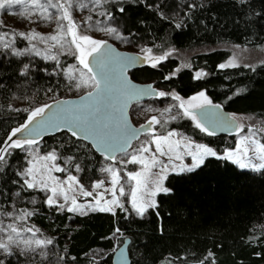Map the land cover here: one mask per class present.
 <instances>
[{"label":"trees","instance_id":"1","mask_svg":"<svg viewBox=\"0 0 264 264\" xmlns=\"http://www.w3.org/2000/svg\"><path fill=\"white\" fill-rule=\"evenodd\" d=\"M85 2L89 4L88 0ZM120 7L125 9L123 13L118 11ZM12 8L15 10L16 6ZM95 8L97 13L94 10L91 14L74 6L73 18L83 23L90 15L93 26L100 21L119 26L126 37L136 34L131 36V42L106 35L116 46H147L155 55L169 51L189 55L186 66H180L179 58L171 54L156 68L148 63L132 70V79L153 81L162 90H173L182 97L204 91L212 103L229 113L252 114L264 121V64L221 69L219 65L228 57L227 50L199 51L222 43L251 47L264 44V0H107ZM101 12L111 13L115 19L109 21ZM6 29L0 24V34ZM11 33L4 42L14 40V48L31 51L17 57L11 55V49L0 47V146L12 129L26 121L32 109L59 97L78 95L74 82L59 69L55 75L50 74L56 68L55 61L45 60L42 54L37 56L36 50L16 32ZM65 51L56 49L54 54L60 65L79 66L75 56L70 52L63 54ZM24 64L32 69L27 76L19 74ZM197 71L206 75L197 80ZM169 127L219 151L235 144L233 135L209 136L185 119L170 122ZM260 138L264 143V133ZM38 148L41 153L56 148L61 157L57 161L83 182L97 179L106 161L89 144L72 138L67 131L43 137ZM9 152L0 170V213L33 212L17 224L34 226L40 230L36 233L39 239H51L53 244L41 249L47 253L46 258L32 251L21 255L19 248L13 247L12 256L0 255L5 264H112V253L125 238L130 241L131 264H199L209 252L213 255L204 264H212L213 260L215 264H264V171L241 169L231 161L208 157L193 172L168 174L165 186L171 192L158 194V207L149 209L143 218L119 208L115 215H79L50 208L42 191L28 189L18 175L27 165V151L10 148ZM68 157L75 159L69 161ZM76 163L83 172L74 171ZM5 218L9 217L0 215V220ZM117 228L119 233L115 232ZM94 250L106 255L92 260L89 255Z\"/></svg>","mask_w":264,"mask_h":264},{"label":"snow or ice","instance_id":"2","mask_svg":"<svg viewBox=\"0 0 264 264\" xmlns=\"http://www.w3.org/2000/svg\"><path fill=\"white\" fill-rule=\"evenodd\" d=\"M95 6H101L107 0H88ZM241 3L246 0H240ZM13 6H23L24 13H30L33 9L42 10V18L45 20L54 19L57 27L53 34L41 35L35 30L29 33H18L26 40L41 42H51L50 48H59L66 51L63 54L71 53L75 56L78 65H71L66 68L60 65L57 55H45V60H52L56 62V68L50 73L56 74V70L67 77L69 81L74 82V86L79 88L91 89L85 96L80 97V105L71 108L63 107L76 104V101L58 100L56 105L61 109L57 113L48 114L53 105L45 104L43 106L32 109L26 121L20 126L14 128L9 133L7 139L0 146V170H2L3 163L6 162L7 156L11 153L10 148L28 149L32 152L38 150L39 139L50 131H64L70 133L72 138L76 140L90 141L92 146L99 151L106 160H111L114 163L117 158L115 153H125L131 147L133 139H138L140 130L146 129L154 132L153 126L160 124V119L152 116L146 124L140 125L139 128L129 127L123 115V108L117 107L115 101H121L124 106L127 101L131 100L137 94H155L158 97H165L171 95L172 99L179 101L178 107L183 110V116L195 122V127L205 132L207 135H214V131L201 122L198 118L196 110H202L200 115L210 120H220L217 114L209 113L208 107L219 109L220 105H214L208 98L204 91L192 96L187 101H184L179 95L175 93H166L164 91L156 92L151 85L146 89L138 88L131 84L125 75L127 67L140 59L138 56H129L127 54L117 53L115 49L108 43L107 40L95 39L86 34L88 28H93L96 31H102L106 35L116 40L131 42V36L136 35L130 33L129 36H124L119 26L105 25L100 26L101 22L96 21L94 27L89 22L92 17L89 15L85 18L83 23L76 21L73 18L72 11L74 6L78 10L88 7L85 0H0V10L12 8ZM158 7V6H157ZM195 7V5H189ZM56 9L57 15L53 16L48 13V9ZM119 12L123 13L125 9L120 7ZM100 15H106V19L114 20L111 13L101 12ZM161 18L163 14L161 13ZM66 21V23H64ZM177 28L180 24L176 25ZM83 29V30H82ZM7 33L0 34V47L3 49H11V55L23 56L30 52L31 49L25 48L23 50L13 47L15 43L12 41H5ZM67 46V47H66ZM36 45L32 44V49ZM144 53L143 59L148 62L152 68H156L158 64L168 58L171 52H165L163 55H153V49L145 47L141 49ZM37 56L41 52H35ZM236 57L233 56L227 63L219 65L221 69L228 67H237ZM29 64H24L20 69L21 76H27L31 71ZM180 69H176L178 72ZM254 70V69H253ZM48 72L47 69H44ZM175 75V72L173 73ZM206 73L197 71L194 78L199 80L204 77ZM171 77H165L170 79ZM19 111V110H17ZM27 111V110H25ZM164 111L170 112L171 109ZM172 119H176L173 116ZM225 125L243 131V126L236 125L234 119L230 120L224 118L222 121ZM249 135L242 136L237 144L235 150L226 151L222 155L218 154L211 147L204 144H195L187 142L183 139H173L177 136L175 131H169L167 135H153L151 144L155 146L153 151L148 142H145L141 147L134 150L135 154L130 156L129 160L120 161L121 164L132 163L141 165L140 171H129L126 173L127 180L134 182L130 191V209L140 218H143L149 209H156L158 207L155 199L158 194H169L171 189L164 186V181L167 179L169 171L177 174L183 172H193L198 167L204 164L205 159L214 157L219 160L231 161L241 169L250 168L253 171H264V143L256 139L255 131L252 127L248 128ZM18 134L24 136L22 139H13ZM36 146V147H34ZM147 153L149 155L145 156ZM250 153L252 155H250ZM184 155L191 157V165L173 164V160L182 161ZM254 158L259 163H253ZM160 157H167L168 162L165 163ZM61 159L58 155V150L52 148L42 156H33L27 163L30 165L23 172L18 173L23 179L24 184L28 189H37L50 193L47 195L45 203L50 208H56L59 211H67L79 215H88L90 212L111 213L115 215L117 208L122 209L126 213L129 211L125 207L122 197H126L124 184L121 183V172L112 165H108L101 169V171L110 175V187L105 188L104 180H96L92 182L91 189L86 188L76 175L69 174L65 180L53 175V172H65V167L59 166L55 161ZM75 157H68L67 160H73ZM159 166V167H158ZM158 167L157 172L153 169ZM74 171L83 172L81 165L76 163ZM104 188V191H97L93 196L95 190ZM109 193L111 198L106 199L105 193ZM19 195V192L16 193ZM77 195L81 197H93L92 201L80 202ZM62 201V202H61ZM33 203L35 201L33 200ZM34 213L27 210H21L19 215L15 212L0 213L9 217L13 222L4 224L0 220V255L10 257L13 255V247L19 248L20 254L23 255L26 251L35 252L36 249H45L48 245H52L51 239H34L23 236L24 232H29L35 237L40 230L35 227H22L17 224V221H24ZM158 215V213H157ZM121 230L117 228L116 233ZM161 231H163L161 229ZM130 241H125L127 245ZM42 258H46L47 253L40 252ZM121 257H124V250H121ZM209 252L204 259L200 260L199 264H204V260L212 257ZM63 259V257L61 258ZM0 264H5V259H0ZM11 264V261H8ZM125 264L127 261L125 260ZM212 264H215L214 260Z\"/></svg>","mask_w":264,"mask_h":264},{"label":"rangeland","instance_id":"3","mask_svg":"<svg viewBox=\"0 0 264 264\" xmlns=\"http://www.w3.org/2000/svg\"><path fill=\"white\" fill-rule=\"evenodd\" d=\"M95 9H96L95 5L92 4L91 2H89L88 7L82 9L81 11L87 12V13L90 12L92 14V11H94ZM95 12H96V10H95ZM22 13H24V7L23 6H16L15 10H13V8L0 10V24H2L4 27L7 28L6 30H3L2 33H7V37H9V35L12 34L11 33L12 31L16 32L17 34L18 33H26L27 34L31 31L35 30L37 33H40L41 35H45V36L48 34L54 33V30L57 27L56 21L54 19L45 20L42 18V16L47 15V13H43L42 10H37V9H33L30 13H25V14H22ZM48 13H51L53 16L58 14L57 10L52 9V8L48 9ZM95 26H96V24L94 25V27ZM100 26L101 27L105 26V24H101ZM86 34L92 36L95 39H100V40L106 39V40H108L106 38V34L104 32L93 30V28H88L86 31ZM18 36L22 40H24L28 45H30L31 48H32V44H35L36 48L34 50H36V51L39 50L41 52V54L44 56L45 55H54L56 52V49H59V48H50L51 42L45 43V42H41L40 40L29 41L20 35H18ZM117 47H119L120 49L131 50V51H135V52H139L141 54H144L143 52H141V49L145 48L147 46H142V47H138V48L124 47V46H117ZM216 49H224V50L228 51V57L222 63H227L229 60H231L233 58V56H235L236 57V63L238 64V66L256 68V67L264 64V44L251 47V46H245V45H240V44H235V43H229V44L228 43H222L219 45H211V46H206L204 48H200L199 51L200 50L212 51V50H216ZM169 52H171L172 55L177 56L179 58L180 66H186L187 65V59L189 57V55L187 53H180V52H176V51H169ZM153 55H155V54H153ZM75 89H76L77 94L82 93L86 90H89V88H83V87L79 88V89H77L75 87ZM160 90L164 91L161 88H160ZM164 92H166V91H164ZM199 92H201V91H199ZM199 92L192 94L191 96H188V97H182L180 95L179 96L184 101H187L189 98L198 94ZM166 93L177 94L173 90L168 91ZM179 103H180L179 101L172 99L171 95H168L165 97H160V99H158V100L150 101L149 103H147L145 105H143L141 102L134 104L132 109H131V113H132V117L135 120V122L134 121L133 122L136 125H138V124H140V123H142L148 119H151L152 116L158 117L160 119V124H156L153 126L154 132L153 131L148 132V133L142 135L138 140H136L132 144V146L129 148V150L127 151V154L123 153V154L117 155L116 156L117 160L115 163L113 161L106 160L101 167V169H102L108 165H112L115 168H117L118 170H120L121 177H122L121 183L124 184L126 193H129L128 196L122 197L121 199L124 202L125 207L129 209V212H131L133 214H135V213L131 211L129 201H130L131 187L133 186L134 182L127 180L126 173L129 171H140L141 165L132 164V163L121 164L120 161L129 160L130 156L132 154H135L134 150L141 147L145 142H148L154 151L155 146L151 144V140L153 138V135H158V136L167 135V133L169 131H175L177 133V136L173 137V139H183L187 142H191L193 145H195V144L207 145L204 142L195 140V139L185 135L183 132H181L179 130L171 129L169 127L170 122L180 120V119L188 120V121H190V123L193 126H195L194 121L183 116V110L178 107ZM141 107H144V108H141ZM169 108L171 109L170 112L164 111L165 109H169ZM137 115H139L138 121H137V118H138ZM229 115L232 119H234L236 125L243 126L242 132L239 131V129H236L234 134H233V138L235 140L234 146L232 148H226V149L221 150V151L217 150L213 146L207 145L208 147H211L213 150H215L220 155H222L226 151L235 150L238 142L241 139V137L245 136V135H249V132H248L249 127H252L254 129L256 139H258L261 142L260 135L262 133H264V121L262 119L257 118L252 114L230 113ZM173 116H176V119L173 120L172 119ZM34 147H36V146H34ZM25 150L27 151V154H28L27 162L29 160H31L33 158V156L39 157V156H42L43 154H45V153H41L39 151V148L35 152H32L31 150H28L26 148H25ZM144 155L147 156L149 154L145 153ZM250 155H252V154L250 153ZM160 159L163 160L165 163L168 162L167 157H160ZM252 162L253 163H259V161H257L254 158V156H253ZM55 163L59 166L64 167V165L60 164L58 161H55ZM172 163L176 164V165H180L181 163H183L185 165H191L192 160H191V157L184 155V158L182 161L173 160ZM29 166L30 165L27 163L24 170ZM236 166L239 168L238 165H236ZM158 167L156 169H153L154 173L158 171ZM246 169H250V168H246ZM250 170H252V169H250ZM170 173H176V172L169 171L168 174H170ZM69 174L70 173H67L66 171L65 172H53V175L59 177L61 180H65ZM71 175L78 176L77 174H71ZM96 180H104L105 181L104 187L105 188L110 187V183H109L110 175L108 173L103 172V171H101V174L97 179L91 180L89 182H83V181H81V182L85 185L86 188L91 189L92 182L96 181ZM164 186H165V181H164ZM37 189H39V188H37ZM97 191L102 192V191H104V188L99 189V190H95L93 192V196L96 195ZM42 192L44 194V199L46 200L47 195H50V193H48L46 191H42ZM105 198L110 199L111 198L110 194L106 192ZM77 199L80 202L84 203L87 201H92L93 197L85 198V197H81V196L77 195ZM73 214H76V213H73ZM2 221L5 225L8 223H11L10 218H7V219L5 218ZM0 235H2V234H0ZM23 236L27 237V238L39 239V237L37 235H35V237H33L32 233H23ZM35 252L40 254L41 249H36ZM105 255H106V252H103L100 250H94L92 253H90L89 258H91L92 260H100ZM171 264H175V263H171Z\"/></svg>","mask_w":264,"mask_h":264},{"label":"water","instance_id":"4","mask_svg":"<svg viewBox=\"0 0 264 264\" xmlns=\"http://www.w3.org/2000/svg\"><path fill=\"white\" fill-rule=\"evenodd\" d=\"M101 40H106V39H101ZM107 41H108V43L110 45H112V47L115 49V51L117 53L127 54L129 56H138V57H140V59H138L137 61L132 63L126 69L125 75L128 78V80L131 82V84H134L138 88H142V89H146L147 86L151 85L152 88L156 90V92L161 91L160 88L158 87V85L156 83H154L153 81L140 82V81H136V80L132 79L131 76H130V72L132 70H135V69L140 68L142 66L148 65V62L144 61V59H143L144 54H141V53L135 52V51H131V50L120 49L115 44H113L111 41H109V40H107ZM90 90L91 89H89V90H87L85 92H82V93H80L78 95H75V96L59 97V98L47 101L43 105H45V104L53 105V107L50 110H48V114L57 113L58 111L61 110V109H58V107L56 105V101H58V100L76 101V104H74V105L63 106V107L75 108V107L80 105V97L81 96H85L86 93L88 91H90ZM158 98L159 97L156 96L154 93L153 94H142L141 93V94L135 95L131 100L127 101V105L126 106H124L121 101H115V103L117 104V107H122L123 108V115H124V118L126 119V122L129 125V127H131V128H139L140 125L146 124V122L148 120H150V119H148V120L136 125L133 122V120L131 119V116H130V109H131L132 105H134L136 103L144 102V101H147V100H151V99H158ZM214 105H216V104H214ZM201 111L202 110H196L198 118L201 119V121L205 125V127L209 128L210 131H214L215 135L229 136V135H233L234 134L236 128H232V127H230L228 125H225L224 123L221 122L224 118H228V119L232 120V118L229 115L230 113L228 111H226L225 109H223L221 106H220L219 109H213L210 106L207 109V111L209 113L217 114L220 117V120H215L214 121V120H210V119H205L203 121L204 118H203V116L200 115ZM64 131H66V130H64ZM148 132H151V131L150 130H146V129H141L140 130V134H139V138L142 135H144V134H146ZM55 133H57V132L56 131H50V132L46 133L43 137H45L47 135H52V134H55ZM22 138H24V136L21 135V134H18L17 137H14L13 139H22ZM38 139L40 141L42 138H38ZM138 139H133L132 142H131V146ZM82 141H84L85 143L89 144L96 153H98L99 155L103 156L99 151H97L92 146L90 141H87V140H82ZM129 148H128V150H129ZM119 154H123V153H120V152L115 153L116 156L119 155ZM109 161H111V160H109ZM126 240L129 241V238H125L124 241L113 251L112 257H111V263L112 264H125V260L127 261V264H131V258H130L129 253H128V244L129 243L126 245L125 244ZM122 249L124 250V257L123 258L120 255Z\"/></svg>","mask_w":264,"mask_h":264},{"label":"flooded vegetation","instance_id":"5","mask_svg":"<svg viewBox=\"0 0 264 264\" xmlns=\"http://www.w3.org/2000/svg\"><path fill=\"white\" fill-rule=\"evenodd\" d=\"M204 119H203V121L206 119L205 117H203ZM202 122V121H201Z\"/></svg>","mask_w":264,"mask_h":264}]
</instances>
